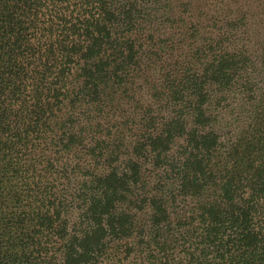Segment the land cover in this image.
I'll return each mask as SVG.
<instances>
[{
	"label": "trees",
	"instance_id": "obj_1",
	"mask_svg": "<svg viewBox=\"0 0 264 264\" xmlns=\"http://www.w3.org/2000/svg\"><path fill=\"white\" fill-rule=\"evenodd\" d=\"M0 264H264V0H0Z\"/></svg>",
	"mask_w": 264,
	"mask_h": 264
},
{
	"label": "rangeland",
	"instance_id": "obj_2",
	"mask_svg": "<svg viewBox=\"0 0 264 264\" xmlns=\"http://www.w3.org/2000/svg\"><path fill=\"white\" fill-rule=\"evenodd\" d=\"M138 219H139V221L143 222L144 219H145V213H143V212L139 213V218Z\"/></svg>",
	"mask_w": 264,
	"mask_h": 264
}]
</instances>
